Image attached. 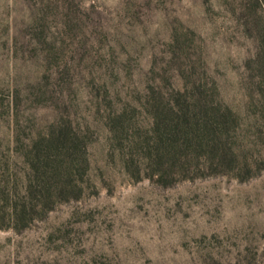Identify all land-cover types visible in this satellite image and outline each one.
Here are the masks:
<instances>
[{
    "label": "rangeland",
    "instance_id": "rangeland-1",
    "mask_svg": "<svg viewBox=\"0 0 264 264\" xmlns=\"http://www.w3.org/2000/svg\"><path fill=\"white\" fill-rule=\"evenodd\" d=\"M62 62L83 144L42 196L26 184L52 109L35 97ZM166 79L204 83L224 161L151 154ZM2 101L0 264H264V0H0Z\"/></svg>",
    "mask_w": 264,
    "mask_h": 264
},
{
    "label": "trees",
    "instance_id": "trees-1",
    "mask_svg": "<svg viewBox=\"0 0 264 264\" xmlns=\"http://www.w3.org/2000/svg\"><path fill=\"white\" fill-rule=\"evenodd\" d=\"M62 64L63 62L59 66V75L53 82L48 76L41 78L44 86L40 87L35 97L37 105H45L52 109V114L48 118L50 123L46 125L49 126L47 132L49 139L45 144L43 140L40 141L33 149L35 158L34 161L32 159L31 166L34 174L32 178H28L26 184L29 193H34V189L37 188L42 196H46L53 182L62 183V175L66 171L65 165L72 163L75 152L83 144L79 131L74 127L72 117L67 115L72 106L68 103L72 96V92H68L71 90L70 83L72 82L69 81L68 70ZM165 85L169 87L167 91L152 87L146 100V104L153 113L152 123L156 141L155 146L150 149L151 154L158 160L166 158L173 167L180 163L183 169L184 167L189 169L192 165L188 155L193 154L204 144L213 149L211 151L217 156L220 155L222 159L232 154L231 148L221 139L224 132L215 125L216 108L204 83L195 80L189 86L185 82L181 86L173 84L170 86L169 80L166 79ZM45 86L50 89H44ZM19 96L18 92L14 93L11 104V111L15 110L17 117ZM3 108L4 102L2 101L0 117L6 113ZM218 122L221 125L222 122L219 120ZM15 127L19 130L20 125ZM184 156L185 159H183ZM259 156H262V153H259ZM233 158H235V153ZM244 166L245 168L250 167V164L247 162ZM18 205V200H15L14 214L18 213Z\"/></svg>",
    "mask_w": 264,
    "mask_h": 264
}]
</instances>
